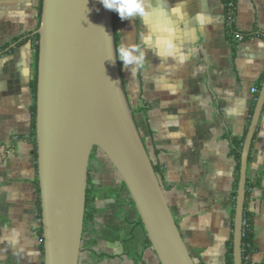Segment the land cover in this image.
Returning a JSON list of instances; mask_svg holds the SVG:
<instances>
[{
  "label": "crops",
  "instance_id": "0c3cea01",
  "mask_svg": "<svg viewBox=\"0 0 264 264\" xmlns=\"http://www.w3.org/2000/svg\"><path fill=\"white\" fill-rule=\"evenodd\" d=\"M176 8L172 17L187 59L179 64L147 52L146 69L121 78L147 153L182 238L196 264H225L231 229V191L240 138L259 77L264 72V0H234L227 22L222 0H152ZM38 0H0V264H43L36 210L37 175L30 141V79ZM118 45L143 44L158 33L140 20L115 15ZM243 34L236 41L234 34ZM262 85V84H261ZM252 88L257 92L253 93ZM261 88V87H260ZM257 98V97H256ZM106 158V157H105ZM251 189L252 262L264 263V105L247 166ZM38 177V175H37ZM93 215L82 233L78 264H160L117 172L96 157L89 162Z\"/></svg>",
  "mask_w": 264,
  "mask_h": 264
},
{
  "label": "water",
  "instance_id": "95a60500",
  "mask_svg": "<svg viewBox=\"0 0 264 264\" xmlns=\"http://www.w3.org/2000/svg\"><path fill=\"white\" fill-rule=\"evenodd\" d=\"M35 141L43 264H78L90 156L98 148L133 202L160 264H196L137 129L115 52L114 11L100 0H42ZM264 105V80L242 144L232 261L242 264L249 150Z\"/></svg>",
  "mask_w": 264,
  "mask_h": 264
},
{
  "label": "clouds",
  "instance_id": "9594fccd",
  "mask_svg": "<svg viewBox=\"0 0 264 264\" xmlns=\"http://www.w3.org/2000/svg\"><path fill=\"white\" fill-rule=\"evenodd\" d=\"M105 9L118 13L121 20H140L151 25L153 33H158L155 41L150 33L143 44L121 43L112 53L111 59L123 62L124 69L130 70L132 76L146 69L148 61L145 46L155 49V55L162 60L171 59L183 64L187 56L179 40V31L172 17L178 15L175 7L169 9L153 5L152 0H100Z\"/></svg>",
  "mask_w": 264,
  "mask_h": 264
},
{
  "label": "trees",
  "instance_id": "16d2710c",
  "mask_svg": "<svg viewBox=\"0 0 264 264\" xmlns=\"http://www.w3.org/2000/svg\"><path fill=\"white\" fill-rule=\"evenodd\" d=\"M222 3L224 5V9H225V13L224 14H225V17L227 19V22L231 23V20H232L233 15H234V7H235L234 0H222ZM41 6H42V0H38V5H37V27H38L39 21H40ZM115 15H116V12H114V40H115V49H117L118 46H119L118 45L119 37H118V32L116 31V28H115ZM29 39L32 42L33 51H34L33 74H32V77L30 79V90H31V94H32V97H33V102H32V105H31V120H30L29 136H30L31 143L33 144V150H34V154H35V158H36L35 97H36V83H37V58H38V39H39V36H38V34H33L32 36H30ZM117 62H118L119 70L121 72L122 61L117 59ZM263 80H264V72L259 77L258 89H260ZM256 97H257V93H256L255 99L253 100V103L251 105V108H250V111H249V121L246 124V127H245L243 135L240 138H233L232 139V147H233L232 148V154H233V156H234V158L236 160V167H235V177H234L233 187H232V191H231V209H230L231 218H232L231 229H233L235 196H236V189H237V183H238V178H239V168H240V154H241L242 144H243V141H244V138H245V135H246V132H247V129H248V126H249L253 111H254V107H255V103H256ZM95 150L96 151L98 150L99 152H101L98 148H94L92 153H91V156H90V161L94 157L93 153H94ZM152 164H153V167L155 169V172H156L158 178H160L161 170H160L159 165L156 164V163H153V162H152ZM36 170H37V163H36ZM121 183H122V186L125 187V185L122 182V180H121ZM259 184H260L259 178L250 179L247 176L246 186H245V203H244L243 229H242V264H256V263L252 262V260L250 259V255L254 251V244H253V234H252L251 221H250V218L248 217L245 205H246V200L248 199V197L250 195L251 189L253 187H255V186H259ZM35 190H36V194H37L36 210H37V216H38V219H39V226H38L37 232H38V237H39V240H40V248L43 251V237H42V225H41V207H40L39 185H38V177H37V175H36V178H35ZM91 202H92L91 188H90V185L87 184L85 213H84V226L91 219V217L93 215ZM138 222H139V224H140V226H141V228L143 230V233L145 234V231L143 229V225H142V222H141L140 218H139ZM145 243L148 246H151L149 240L147 239V237L145 238ZM225 264H233V261H232V233H231L228 241L226 242ZM260 264H264V263H260Z\"/></svg>",
  "mask_w": 264,
  "mask_h": 264
},
{
  "label": "built area",
  "instance_id": "2783aa9c",
  "mask_svg": "<svg viewBox=\"0 0 264 264\" xmlns=\"http://www.w3.org/2000/svg\"><path fill=\"white\" fill-rule=\"evenodd\" d=\"M243 37H244L243 34L240 33V32H237V33L234 34V38H235L236 41H241L243 39ZM251 91L253 93H255V92H257V89L256 88H252Z\"/></svg>",
  "mask_w": 264,
  "mask_h": 264
},
{
  "label": "rangeland",
  "instance_id": "374dc122",
  "mask_svg": "<svg viewBox=\"0 0 264 264\" xmlns=\"http://www.w3.org/2000/svg\"><path fill=\"white\" fill-rule=\"evenodd\" d=\"M93 154H94V157H96V158H98L104 162L106 161L105 156L101 152H99L98 150L97 151L95 150ZM92 160H93V158L91 159V161Z\"/></svg>",
  "mask_w": 264,
  "mask_h": 264
}]
</instances>
